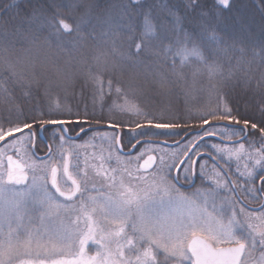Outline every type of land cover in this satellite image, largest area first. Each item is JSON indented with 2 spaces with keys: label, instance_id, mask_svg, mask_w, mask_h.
Returning a JSON list of instances; mask_svg holds the SVG:
<instances>
[{
  "label": "snow or ice",
  "instance_id": "1",
  "mask_svg": "<svg viewBox=\"0 0 264 264\" xmlns=\"http://www.w3.org/2000/svg\"><path fill=\"white\" fill-rule=\"evenodd\" d=\"M225 9H231L230 0H169L163 6L159 0H0V72L11 74L0 76V92L7 98L10 89L3 84L11 80L12 88L19 87L23 98L30 100L40 81L34 71L29 75L18 71L21 61L13 60L10 52L21 45L34 53L29 64L34 69L41 53L47 58L45 50L55 45L70 57L81 58L88 69L85 87L91 88L94 100L106 94L140 99L178 85L187 87L184 69L194 59L207 71L208 88L227 105L238 85L231 83L233 72H220V66L225 61L231 64L233 57L243 60L249 45L264 64V41L256 45L227 27ZM89 41L91 63L86 61L88 53L82 52ZM200 72V68L193 72L194 82ZM70 83L67 73L48 79L45 95L53 88L66 90ZM259 86L264 88V72ZM117 109L127 114L120 105L110 109L108 155L97 157L99 164L85 160L84 167L81 146L67 133L77 127L78 137L100 127L102 112H89L87 105L83 110L49 106L45 111L37 104L27 112L0 115V142L5 144L0 149V264H168L172 258H178L175 264H250L245 257H253L257 249L259 261L251 264H264V175L256 171L257 166L264 171V105L257 122H250L238 108L219 103L195 116L179 110L137 111L142 123L112 118ZM193 118L199 120L198 126L178 123ZM125 128L128 143L136 140L133 149L145 143L137 137L179 134L186 128L196 137L186 145L189 150L183 158L174 154L179 162L169 165L163 157L159 163L151 155L144 159L143 152L121 157ZM24 132L28 140L50 132L54 145L39 163L28 155L20 159L7 155L5 166L7 146ZM217 135L252 137L250 145L260 144L253 154L258 157L255 164L242 173L243 183L229 182L222 170L215 171V164L210 176L206 164L191 158L193 152L201 155L197 149L205 138ZM211 147L218 153L231 151ZM173 168L178 169L175 175ZM194 178L210 181L206 189L192 194L196 199L184 196L178 187L181 180L191 184ZM245 199L261 203L248 211ZM90 243L96 249L92 254Z\"/></svg>",
  "mask_w": 264,
  "mask_h": 264
},
{
  "label": "trees",
  "instance_id": "2",
  "mask_svg": "<svg viewBox=\"0 0 264 264\" xmlns=\"http://www.w3.org/2000/svg\"><path fill=\"white\" fill-rule=\"evenodd\" d=\"M137 2H142V0H137ZM159 2L162 6L169 4V0H159ZM175 2L176 0H172V3ZM230 2L231 9H225L223 12L225 25L230 29L238 30L246 37H250L256 45H259L261 41H264V7L261 6L262 0H230ZM68 39H71V37ZM91 46L92 42L89 41L88 48L82 50V52L88 53L86 56L88 63L92 61V53L89 51ZM45 51L47 52V58H45L44 53H41L40 60L35 61L34 69L29 67L34 53L24 51L21 45H16L15 49L10 52L13 60L19 59L21 61L18 65V71H23L26 75L34 71L37 79L40 81V86L38 91L34 92L32 98L29 100L23 98V91L19 87L12 88L11 80L8 83H4L3 88L10 89V91L7 93V98L3 92H0V115L8 116L9 113L15 115L18 110L27 112L31 106L37 104L45 111L49 109V106H52L54 109L58 106L60 110L71 108L73 111H76L77 107L83 110L84 106L87 105L89 112L95 111L97 115H100L102 112L105 116V119L100 121V125H109L108 117L112 116L110 109L115 105L121 106L122 102H124L123 104L130 105L131 108H126V105L124 106L127 114L117 109L112 118L135 120L138 123H142L143 120L136 115L137 111L151 110L157 114L160 112L170 114L179 110L181 114L187 115L188 113H192L195 116L199 112L215 108L219 103L221 107L238 108L241 115L249 118L250 122H257L260 118L259 108L264 105V88L259 86L261 73L264 72V64H260V58L253 55L252 45H249L247 54L243 60L238 61L236 57H233L231 64L225 61L220 66V72H233L234 78L231 83L238 85L234 90H231L227 105L222 101H218L216 95L208 88L210 81L207 71L194 59L184 69L188 74L187 87L178 85L172 90L163 93L153 92L140 99L123 96L117 99L112 94H106L103 97L97 95L94 100L91 88L85 87V74L88 69L81 62V58L79 56L72 58L67 54L66 50L60 51L55 45L51 50ZM198 68L201 69V72L197 75L194 82L192 78L193 72ZM63 73L71 76L70 86L66 90L53 88L50 94L46 96L44 85L47 83V80H56ZM10 75L7 70L0 72V76L3 77H10ZM33 88L35 89L36 85H33ZM38 122L39 117H37ZM178 123L181 125L198 126L199 120L195 118L191 120L184 119L178 121ZM92 124L95 125V121ZM87 125L82 124L80 127ZM134 126V124L130 125V127ZM124 132L126 135L128 128H125ZM187 132L189 131L186 128L185 131L179 133L178 137L186 135ZM251 140L252 137H248L247 140L244 139L242 142H249Z\"/></svg>",
  "mask_w": 264,
  "mask_h": 264
},
{
  "label": "rangeland",
  "instance_id": "3",
  "mask_svg": "<svg viewBox=\"0 0 264 264\" xmlns=\"http://www.w3.org/2000/svg\"><path fill=\"white\" fill-rule=\"evenodd\" d=\"M124 102L121 103V106H125L126 104H123ZM123 104V105H122ZM126 108H131L130 105H126ZM131 111V110H130ZM199 124V123H198ZM243 126V125H242ZM222 130V129H221ZM51 131V130H50ZM180 133V132H179ZM49 134V138L51 140L52 146L54 145V141L52 139V136ZM112 135L111 131L109 129H91L90 131L84 133V135L79 138V139H73L74 143L77 145H80V165L81 167H84V162L85 160H88L89 164L92 163H96L99 164L100 161L99 159H97V157H99L101 154H103L104 156L108 155V150L109 147L111 145V140L109 139V137ZM187 135H189L186 139H184ZM201 135H203L201 133ZM179 134H175V133H171V134H165V135H148V136H144V137H137L138 140H143V139H161V140H165L168 142H173L176 139H178ZM218 137L225 139V140H230V139H235L238 137H229L227 135L225 136H219ZM23 137V135H21V138ZM26 137V141H22L20 144L17 143L16 148H17V159H20L22 157H24L25 155L30 156L33 160H36L37 163L40 162L39 159L34 158L31 153H30V149H29V145H30V140H28L27 135H25ZM178 137V138H177ZM196 137V134H189L187 132L186 135H183L181 138L182 142L179 143L176 146L173 147H167V146H163V145H159V144H155V143H149V142H145V143H141L140 146H138L136 152H134L133 154H130V156L135 157L137 156V154L139 153H144L147 154L148 152L155 154L156 158H157V163H159L160 159L163 157L165 163L167 164H172V163H178L179 161H175L173 159L174 154H178L179 156H181L183 158V153L185 151H188L189 148L186 147V145H189L191 141H193V139ZM59 138H57L58 141ZM136 140H132L131 143L135 142ZM125 142L128 143V137H127V133L125 135ZM12 144H10L11 146ZM193 145V144H192ZM191 145V146H192ZM212 145H218L220 147H227L228 149H230V152H223V153H218L216 152L211 146ZM241 145H244L243 149H241ZM260 147V144L256 143L255 145H250L249 142H239V143H235V144H224V143H220L217 142L215 140L212 139H205L204 143L201 145V147L199 149H197V151H199L200 153H206L212 158H214V160H216V162H218L221 167L226 171V173L230 176L231 181L237 180L239 179L241 183H243L244 181V176L242 175V173H246L247 169H250L253 167V165L255 164V160L258 158L257 156L253 155L256 150ZM65 149H67V145H65ZM119 155L123 158H126L128 155H124L121 154L119 152ZM196 156V153L193 152L192 153V159H194V157ZM200 161V163L206 164L207 168L206 171L209 172V175L212 176L213 174V165L214 163L207 157H200V159H198ZM116 163L113 160L112 161V167H115ZM175 168L172 169V174ZM215 171H220L216 166H215ZM256 171H258L261 175H264V171H261L259 169V167H256ZM199 172L200 169L199 167L195 168V173L196 176L199 177ZM222 177H224V175L221 173ZM259 178V176L256 177V182L257 179ZM214 179V176H213ZM195 180V178H194ZM195 185L194 187H192L189 190H183L181 188L180 192L184 195V196H188V197H192V199H196V197H194L192 194L196 191L197 188H201V189H206L208 187V184L210 183L209 180L205 179L204 182H201L200 178H196L195 180ZM180 183L182 185H184L183 183H185L183 180L180 181ZM165 211H173V209H165ZM258 214V213H257ZM229 244H222L220 245L222 246H227ZM88 250L90 252V254L95 252V247H88ZM27 258V257H25ZM71 258V257H68ZM163 258V253L161 252V259ZM260 258V249H257L255 252V255L251 258L245 257V259H249L250 260V264L251 262H258ZM178 258H172L170 259L168 262L171 264H175L176 260ZM185 264H189V262L185 261Z\"/></svg>",
  "mask_w": 264,
  "mask_h": 264
},
{
  "label": "flooded vegetation",
  "instance_id": "4",
  "mask_svg": "<svg viewBox=\"0 0 264 264\" xmlns=\"http://www.w3.org/2000/svg\"><path fill=\"white\" fill-rule=\"evenodd\" d=\"M83 127L86 128V127H89V125H87V126H83ZM89 131H90V130H89ZM78 132H79V128L73 127L71 130L68 131L67 134H68L69 136L72 137V136H74L75 134H77ZM86 132H88V131H86ZM86 132H85V133H86ZM42 133H43V132H42ZM82 134H84V133H81V134L79 135V137L76 138V139H79V138L81 137ZM25 135H27L26 132H24L23 137L21 138V135L17 134V136H16V142H15L14 144H12L11 146H10V145L7 146V147H8V151H7L6 156H5V159H4V165H5V166L7 165V155H11V156H13V159H17V148H16V145H17V143L20 144L23 140L26 141V137H25ZM123 135H125V132H123ZM43 136H44L45 140L47 141V143L49 144V146L51 147V146H52V143H51V140H50V138H49V134H48V133H43ZM74 140H75V139H74ZM148 140H151L150 143L158 144L157 141L160 140V139H148ZM32 143H33V145H34V151H35V153H36L37 155L42 156L43 154H45V152H46V150H47V149H46V145H45V143H44L41 139H33V140H30V145H29V149H30V153H31V155H32V151H31ZM135 143H136V141L133 142V143H126V142L124 141V144L121 145L122 150H123V151H127V150H129V149L132 147V145L135 144ZM138 146H140V144H139ZM138 146H137L136 148H134V150H133L132 153H130V154H133L134 152H136ZM4 147H5V144H4L3 142H0V149H2V148H4ZM121 154H122V153H121ZM130 154H127V155H130ZM124 155H125V154H124ZM148 155L154 156L155 159H156V161H157V158H156L155 154L150 153V152H148L147 154L144 155V159H146ZM32 156H33V155H32ZM141 162H142V161H141ZM195 180H196V178H195ZM181 181H182V180H181ZM258 181H259V178L257 179V184H258ZM195 183H196V182L194 181V184H193L190 188H183V187H179V186H178V187L181 188V189H183V190H189V189H191L192 187H194ZM183 184H184V186H185V185H188V184H186V183H183ZM245 203L248 205V211H253L251 208H253V207H257V206L261 203V201H260V200L252 201V200H249V199H245ZM88 247L92 248V247H95V246L92 245V244L90 243V244L88 245ZM168 264H171V263L168 262ZM184 264H185V263H184Z\"/></svg>",
  "mask_w": 264,
  "mask_h": 264
},
{
  "label": "water",
  "instance_id": "5",
  "mask_svg": "<svg viewBox=\"0 0 264 264\" xmlns=\"http://www.w3.org/2000/svg\"><path fill=\"white\" fill-rule=\"evenodd\" d=\"M103 129V128H105V129H109V125H104V126H100V127H91V129ZM117 131H119V129L117 130ZM189 134H196V132H188ZM79 137V136H78ZM77 137V134H75L74 136H72V138L73 139H76V138H78ZM40 139L45 143V145H46V152H45V154L49 151V144L47 143V141L45 140V138H44V136H43V134L41 133V136H40ZM182 139L183 138H180V139H178V140H176V141H174V142H168V141H165V140H158L157 141V143H159L160 145H163V146H167V147H173V146H176V145H178L181 141H182ZM205 139H213V140H215V141H218V142H220V143H224V144H235V143H233L232 141H238L237 143H239V142H241L242 140H244V138H236V139H231V140H224V139H222V138H220V137H218V136H213V137H208V138H205ZM144 141V140H143ZM136 144V143H135ZM191 147H195V145L193 144ZM119 148H120V153H123V154H130V153H132V151L134 150L132 147L129 149V150H131V151H129V150H127V151H123L122 150V147H121V145L119 146ZM31 150H32V154L34 155V157L36 158V159H39V158H42V157H44V155L45 154H43L42 156H40V155H37L36 153H35V151H34V145H33V143H32V146H31ZM202 156H206L207 158H209L214 164H215V166L221 171V173L224 175V177L225 178H227L228 180H229V182H231V179H230V176L226 173V171L221 167V165L218 163V162H216V160H214V158H212L210 155H208V154H206V153H201V155L199 156V157H197V156H195L194 157V160H198L200 157H202ZM154 157V156H153ZM155 158V157H154ZM186 159V158H185ZM40 160V159H39ZM156 160V159H155ZM143 162V161H142ZM141 162V163H142ZM177 171H178V169H174V171H173V175H175L176 173H177ZM195 181V180H194ZM194 184V182L193 183H191V184H188V185H182L181 183H179V187H183V188H190L192 185ZM258 184H259V181H258ZM257 184V185H258ZM259 206V205H258ZM258 206L257 207H253V208H251L252 210H256V209H258ZM230 246H232V245H227V246H222V247H230Z\"/></svg>",
  "mask_w": 264,
  "mask_h": 264
},
{
  "label": "bare ground",
  "instance_id": "6",
  "mask_svg": "<svg viewBox=\"0 0 264 264\" xmlns=\"http://www.w3.org/2000/svg\"><path fill=\"white\" fill-rule=\"evenodd\" d=\"M100 126H104V125H100ZM93 127H95V126H93ZM86 128H89V127H86ZM95 129H96V128H95ZM103 129H105V128H103ZM178 139H180V138H178ZM178 139H176V140H178ZM143 140H144L145 142H149V143H150V141H151V140H148V139H143ZM176 140H175V141H176ZM173 142H174V141H173ZM181 142H182V141H181ZM181 142H180V143H181ZM158 144H159V143H158ZM159 145H160V144H159Z\"/></svg>",
  "mask_w": 264,
  "mask_h": 264
}]
</instances>
